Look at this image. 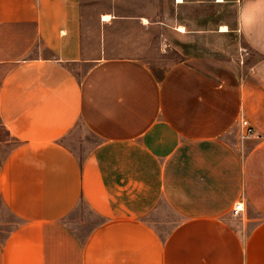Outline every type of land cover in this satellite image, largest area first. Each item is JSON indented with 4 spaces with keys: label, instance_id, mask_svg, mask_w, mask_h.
<instances>
[{
    "label": "crops",
    "instance_id": "1",
    "mask_svg": "<svg viewBox=\"0 0 264 264\" xmlns=\"http://www.w3.org/2000/svg\"><path fill=\"white\" fill-rule=\"evenodd\" d=\"M114 1L0 0V264H264V0Z\"/></svg>",
    "mask_w": 264,
    "mask_h": 264
},
{
    "label": "rangeland",
    "instance_id": "2",
    "mask_svg": "<svg viewBox=\"0 0 264 264\" xmlns=\"http://www.w3.org/2000/svg\"><path fill=\"white\" fill-rule=\"evenodd\" d=\"M117 1L121 0H115L114 2L116 3ZM84 2L91 15L95 12L104 13L112 4V0H84ZM124 2L130 12H145V14L150 16L152 20L160 18L165 12L168 13L170 11L169 0H124ZM150 36L152 42H155L154 33ZM178 58L177 55L171 53L169 59L175 61L178 60ZM71 137L72 138L69 140L70 143L80 152H83L87 146H90L94 142V139L88 136V133H86L81 125ZM0 211H2L0 212V216L2 213H5L3 209H0ZM67 222L72 228H75L78 231V234L81 237H84L87 229L95 224V220L89 218V211L83 203H80L76 211L67 218Z\"/></svg>",
    "mask_w": 264,
    "mask_h": 264
},
{
    "label": "built area",
    "instance_id": "3",
    "mask_svg": "<svg viewBox=\"0 0 264 264\" xmlns=\"http://www.w3.org/2000/svg\"><path fill=\"white\" fill-rule=\"evenodd\" d=\"M240 126L242 128V136L243 137H254L257 136V131L254 128V126H252L249 121L245 118H242L240 121ZM244 202L243 201H238L236 202L232 209L231 212L233 215H238L240 212H242L244 210Z\"/></svg>",
    "mask_w": 264,
    "mask_h": 264
},
{
    "label": "bare ground",
    "instance_id": "4",
    "mask_svg": "<svg viewBox=\"0 0 264 264\" xmlns=\"http://www.w3.org/2000/svg\"><path fill=\"white\" fill-rule=\"evenodd\" d=\"M109 18H110V16L108 14H103L102 15V19H104V20H107ZM143 21L146 22L147 20L146 19H143ZM179 29L180 30H183V27L180 26Z\"/></svg>",
    "mask_w": 264,
    "mask_h": 264
}]
</instances>
